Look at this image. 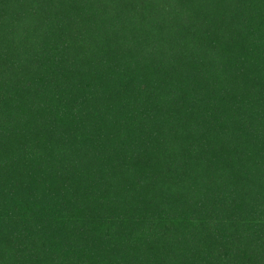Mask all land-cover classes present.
Wrapping results in <instances>:
<instances>
[{
  "label": "trees",
  "instance_id": "16d2710c",
  "mask_svg": "<svg viewBox=\"0 0 264 264\" xmlns=\"http://www.w3.org/2000/svg\"><path fill=\"white\" fill-rule=\"evenodd\" d=\"M0 264H264V0H0Z\"/></svg>",
  "mask_w": 264,
  "mask_h": 264
}]
</instances>
